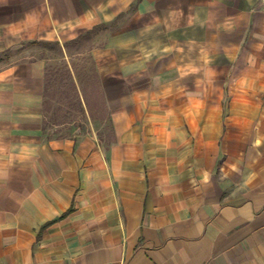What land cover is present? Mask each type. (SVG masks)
Returning a JSON list of instances; mask_svg holds the SVG:
<instances>
[{"label":"crops","instance_id":"obj_1","mask_svg":"<svg viewBox=\"0 0 264 264\" xmlns=\"http://www.w3.org/2000/svg\"><path fill=\"white\" fill-rule=\"evenodd\" d=\"M95 29L106 119L50 132ZM0 264H264V0H0Z\"/></svg>","mask_w":264,"mask_h":264},{"label":"rangeland","instance_id":"obj_2","mask_svg":"<svg viewBox=\"0 0 264 264\" xmlns=\"http://www.w3.org/2000/svg\"><path fill=\"white\" fill-rule=\"evenodd\" d=\"M100 29L62 43L46 42L35 53L47 59L45 125L56 134L98 125L106 119L94 65Z\"/></svg>","mask_w":264,"mask_h":264}]
</instances>
